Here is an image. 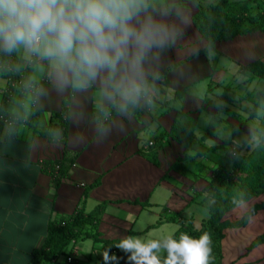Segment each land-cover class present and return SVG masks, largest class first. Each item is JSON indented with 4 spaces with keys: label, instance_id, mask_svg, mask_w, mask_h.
I'll use <instances>...</instances> for the list:
<instances>
[{
    "label": "crops",
    "instance_id": "crops-1",
    "mask_svg": "<svg viewBox=\"0 0 264 264\" xmlns=\"http://www.w3.org/2000/svg\"><path fill=\"white\" fill-rule=\"evenodd\" d=\"M191 4L190 1L168 0V6L158 9L162 15L155 17L168 23L176 38L175 44L164 51L159 61L160 70L175 66L163 79L155 81L156 107L138 106L137 114L119 113L104 127L98 119L102 117L107 121L102 108L111 104H102L99 93L93 97L92 92L99 85L87 93L60 92L44 77L41 80L44 92L38 102H34V96H26L27 92L20 100L19 86L13 87L12 83L16 80L10 81L0 72L3 78L0 80V104L3 92L11 89L13 99L9 111L12 114L28 117L32 109L40 111L35 130L26 123L14 129L7 125L0 127V264H27L32 251L42 245L49 222L60 215L72 214L89 186L93 188L85 201V209L91 211L99 203H106L99 224L103 238H123L134 231L132 236L150 239L175 232L179 223L167 219L175 213L186 220L192 219L197 227L209 217L206 216L210 215L209 209L192 201L191 194L193 189L201 191L206 187L208 168L202 169L203 176L193 181L190 174L184 175L172 168L184 155V147L179 142L168 138L162 148L156 150L157 164L148 157L153 151L150 142L161 131H170L180 108L198 118V131L203 132L214 110L205 105L204 99L215 98L218 93L208 92L211 81L227 83L224 77L228 69H233V73L238 71L239 76L242 74L239 73L240 64L264 58V32L255 30L228 41H218L216 49L201 53L207 41L193 24L195 12L190 10ZM223 58L230 62H224ZM232 61L235 64L232 65ZM38 75L43 76V73ZM177 90L184 91V95L174 98ZM68 98L65 145L64 128L52 113L60 111ZM168 107L171 109L153 118L154 113ZM52 122L57 123L53 139L39 134L40 129L48 128ZM110 124L111 134L106 139H98L100 129ZM211 144L214 143H207ZM66 147L70 150L67 158L71 160L68 175L55 186L51 174L43 167L45 163L63 160ZM204 163L211 164L210 159H204ZM260 201H264V194L229 211L227 217L236 220ZM263 231L264 209L247 225L228 228L222 241V263L264 264V243L247 250ZM97 243L93 244L91 252L83 253L87 245L78 241L71 254L72 260L78 264H84L83 260L85 264H105V251L101 243L100 247ZM95 249L100 250L99 256ZM112 255L108 252L109 257ZM114 261L110 259L107 263Z\"/></svg>",
    "mask_w": 264,
    "mask_h": 264
},
{
    "label": "clouds",
    "instance_id": "clouds-1",
    "mask_svg": "<svg viewBox=\"0 0 264 264\" xmlns=\"http://www.w3.org/2000/svg\"><path fill=\"white\" fill-rule=\"evenodd\" d=\"M165 6L168 0H0V64L24 74L18 86L26 92L38 89L34 102L47 77L60 92L87 93L99 85L93 97L99 93L102 104L122 115H130L129 106L156 107L155 81L163 79L159 61L176 42L174 29L155 19ZM189 8L199 10L195 0ZM110 134L111 124L97 137ZM116 247L126 264H210L213 252L207 231L199 238L187 232L178 239L175 232L150 239L129 235ZM109 251L105 264H118Z\"/></svg>",
    "mask_w": 264,
    "mask_h": 264
},
{
    "label": "trees",
    "instance_id": "trees-1",
    "mask_svg": "<svg viewBox=\"0 0 264 264\" xmlns=\"http://www.w3.org/2000/svg\"><path fill=\"white\" fill-rule=\"evenodd\" d=\"M190 1L193 0H179ZM202 0H195L198 5V12L192 15V21L197 31L206 39V46L200 50L205 53L216 49L218 41H228L234 39L238 35H244L255 30L264 32V0H219L216 3L201 5ZM175 66V65H174ZM174 66L162 69L163 77ZM0 72L11 80L20 81L23 73L13 74L14 69L11 65L5 67L0 64ZM239 72L243 75L251 74V76L264 81V58H259L246 64L239 65ZM151 80L152 77L150 76ZM46 82H48L46 77ZM11 86V85H9ZM222 87V92L215 98L206 97L204 103L212 107L210 121L203 132L198 131V118L191 116L190 111H184L182 108L177 110V116L170 131H161L158 135L152 137L153 151L148 157L154 162L157 160V149L162 148L168 138L179 142L184 147V155L176 160L173 169L184 174L191 175L193 181L203 176L202 169L208 168V178L206 187L201 190H192V201H195L209 209V217L204 219L199 227H197L192 219L186 220L180 213L172 214L167 217L179 223V227L175 231L178 239L180 232H187L194 238L207 231L212 235V257L210 264H223V248L222 241L228 228L243 227L248 224L251 218L261 209H264V201L254 203L240 218L230 220L227 213L234 208L249 201L253 197L264 194V113L260 116V121L256 128L249 131L248 138L242 144L233 143L237 139L239 132L245 127L242 122L238 126L223 121V113L225 110L223 103H235L237 100L230 90L232 82L210 83L209 93H214L215 88ZM36 95L37 88H35ZM20 90L18 97L20 100L25 98L26 91L22 85L18 87ZM22 90V93H21ZM184 91L177 90L174 98L184 95ZM27 94V93H26ZM23 97V98H22ZM13 99L11 89L3 92V98L0 104V115L4 116V120L0 122V127L7 125L10 128H16L20 123H26L29 127L37 128L40 111L32 109L28 117L24 115H15L9 111L10 101ZM70 98L66 99L60 111L53 112V118H59V125L64 128V137L62 138L65 145L67 144V115ZM251 118H255L258 110L256 104ZM130 113L137 114L139 109L129 106ZM157 111L153 114L156 119L167 110ZM108 117L107 121L99 117L98 121L101 127H104L109 119L119 114L116 107L109 105L102 108ZM101 112V116L105 114ZM66 118L64 119V117ZM100 116V114H99ZM103 120V121H101ZM57 123L52 122L46 129H40L39 134L53 139L54 126ZM231 133V134H230ZM228 134V135H227ZM230 134V137H229ZM251 139L255 140V144L259 147H250L247 152L243 149L248 145ZM212 140L214 144L207 145ZM70 150L66 147L63 160L53 163H45L43 169L51 174L55 186L67 178L68 164L70 159ZM209 158L211 164H205L204 159ZM69 161V162H68ZM59 165L57 169L56 166ZM194 165V167H191ZM93 186L85 189L83 200L77 206L72 214L60 215L49 222L47 235L41 246L36 247L31 254V259L27 264H78L76 260L68 261L75 245L78 241L91 239L94 243H101V249L106 251L110 249V253L119 257L118 264L127 262L126 254L119 250L116 245L121 238L107 239L101 236L99 224L101 215L105 209V202L99 203L93 210L85 209V201L88 198ZM135 232L131 231L129 235ZM128 235V236H129ZM264 243V231L258 234L248 245L247 250ZM128 255H131L129 252ZM167 255L166 252L163 253ZM61 259H63L61 261ZM107 264H117L116 261ZM134 264V262H133ZM231 264H235V261Z\"/></svg>",
    "mask_w": 264,
    "mask_h": 264
},
{
    "label": "rangeland",
    "instance_id": "rangeland-1",
    "mask_svg": "<svg viewBox=\"0 0 264 264\" xmlns=\"http://www.w3.org/2000/svg\"><path fill=\"white\" fill-rule=\"evenodd\" d=\"M218 1L219 0H202L200 4L208 5V4L216 3ZM213 56L215 55L213 54ZM223 59L224 62H228V63L230 62L226 58ZM215 61L219 62V58H217V56H215ZM233 63L234 62L232 61V65ZM224 79L226 80L224 82L227 83L232 81V87L230 88V90L233 92L234 97H236L237 99L239 97L243 98L242 101L237 100L235 103H228V104L223 103L222 105L225 108V110L224 111L221 110V112L223 113V121L228 123L230 128H232L233 125L236 126L237 124L239 126L240 123L242 122L245 124V127L239 132L237 139L233 140L234 141L233 143L242 144L248 138L249 131L256 128V126L260 121V116H262L264 113V81L251 76V74H247V75L241 74L238 76V71L236 73H233V69L227 70ZM0 80H3V78L0 77ZM222 90H223L222 87H219V89L215 88L214 92H218L215 95L217 96L219 93L222 92ZM256 104H258L259 107L258 110L257 109L255 110L257 115L255 118H251L250 115L253 113L255 109L254 106ZM201 123L200 125H202ZM209 143H214V142L210 140ZM254 144H255V140L251 139L248 145L245 146L243 151L247 152L250 149V147H252ZM205 209L208 211L206 207ZM206 216H209V214H207ZM80 243H84L85 246L87 245L86 247H84L83 253L92 251V247L94 246L93 245L94 243L91 239L82 240L80 241ZM96 245L97 247H100L99 243H97ZM95 252H96V256L100 255L99 254L100 250L95 249ZM94 260L97 261V258L95 256H94ZM83 263L85 264L84 260Z\"/></svg>",
    "mask_w": 264,
    "mask_h": 264
},
{
    "label": "built area",
    "instance_id": "built-area-1",
    "mask_svg": "<svg viewBox=\"0 0 264 264\" xmlns=\"http://www.w3.org/2000/svg\"><path fill=\"white\" fill-rule=\"evenodd\" d=\"M18 82L19 81H13L12 82L13 83V87H15L18 84ZM34 90H35V87L31 91L27 92L26 96H28L30 94H33ZM4 119H5L4 116L3 115H0V122H2ZM150 144L152 145L153 142L151 141ZM56 168L58 169L59 168V165H57ZM68 261H72V257H69L68 258Z\"/></svg>",
    "mask_w": 264,
    "mask_h": 264
}]
</instances>
